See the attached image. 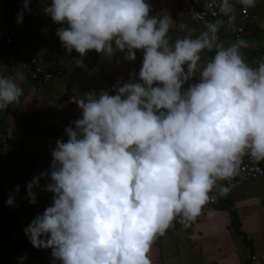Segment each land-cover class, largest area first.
I'll return each instance as SVG.
<instances>
[{
  "label": "clouds",
  "instance_id": "clouds-1",
  "mask_svg": "<svg viewBox=\"0 0 264 264\" xmlns=\"http://www.w3.org/2000/svg\"><path fill=\"white\" fill-rule=\"evenodd\" d=\"M31 3L23 0L17 23ZM41 3L60 25L66 53L81 57L78 67L90 51L135 61L141 50L143 59L135 79L99 93L72 90L67 102L80 116L65 128L67 139L55 141L50 167L26 184L30 204L36 189L51 193V203L23 231L34 248L51 250L52 264H153V243L174 222L190 226L227 195L222 182L238 175L245 157L264 161V57L250 64L246 40L218 42L220 28L235 19L232 0L218 3L226 20L174 42L173 17L152 15L149 0ZM238 3L247 12L256 0ZM23 95L14 79L0 76V111ZM19 192L17 185L9 193V206Z\"/></svg>",
  "mask_w": 264,
  "mask_h": 264
},
{
  "label": "crops",
  "instance_id": "crops-1",
  "mask_svg": "<svg viewBox=\"0 0 264 264\" xmlns=\"http://www.w3.org/2000/svg\"><path fill=\"white\" fill-rule=\"evenodd\" d=\"M15 1L0 0V76L14 79L24 92L18 105H10L8 109L0 111V126L10 128L14 133V138L9 142L16 140L24 132H29L31 136L41 133L42 128L50 124L68 127L71 121L79 118L77 106L68 103V100H60V94H73V89H78L81 93L92 90L87 87L82 90L79 86L81 83L88 85L89 68L102 70L108 76L109 89L129 80L123 53L117 52L115 58L109 61L102 58L101 54L90 51L83 58L86 67H78L81 57L75 51L71 55L66 53L56 35L60 25L43 14L42 4L30 6L31 13L25 11L23 23L20 24L17 23V15L24 10V6L17 7ZM149 2L152 5V15L169 14L173 17L175 23L169 34L173 42L178 39L177 35L172 34L174 32L182 33L181 38L189 35L194 38L206 30L205 23L198 25L189 17L182 20L178 17L180 7L187 0ZM260 2L256 0L259 5ZM233 15L239 21V13L236 11ZM180 21L184 23L183 29H180ZM7 35L11 36L9 44L3 42ZM91 55L100 68L89 64ZM32 56L46 68H59L61 75L45 83L30 81L19 63ZM137 60L141 62L138 51L135 61ZM114 62L119 66L118 70L114 68ZM8 143L0 147L2 159L8 158V152L13 148L8 149ZM21 151L28 155L24 146H21ZM34 151V161L37 162L41 160L43 152L39 141L34 145ZM11 173L12 178L16 176L13 170ZM7 196L8 194H0L5 199ZM228 197L238 216V230L231 226L230 214L218 200L215 206L204 209L190 226L177 227L174 224L166 233L170 235V244L166 243L164 236L159 237L150 252L153 264H264V176L243 182L233 188ZM0 209V212L6 213L10 208L7 203L0 202ZM209 209L212 210L211 215L208 214Z\"/></svg>",
  "mask_w": 264,
  "mask_h": 264
},
{
  "label": "rangeland",
  "instance_id": "rangeland-1",
  "mask_svg": "<svg viewBox=\"0 0 264 264\" xmlns=\"http://www.w3.org/2000/svg\"><path fill=\"white\" fill-rule=\"evenodd\" d=\"M260 2V33L259 35H251L249 32L243 37V40L248 42V47L242 49V54L247 62L254 64V62L260 58L264 57V0H259ZM198 25L201 22L194 20ZM239 21L234 19L233 24L229 27L227 24L222 26L219 31V43L227 47L232 44V34L235 28L238 26ZM35 27V25H34ZM177 35V38L183 36L182 33H172ZM138 51V57L141 62L137 61H126L128 68L126 72L129 74V80L135 79L138 75L139 69L141 67L143 53L141 50ZM124 55V54H123ZM202 61L209 59L206 55L202 54ZM90 56V60L92 59ZM102 62V61H98ZM111 68V67H110ZM114 68L119 69V66L114 62ZM114 69V70H115ZM109 70V69H108ZM111 70V69H110ZM90 80L88 85L84 86L81 83L79 86L81 89H92L99 92L100 90H108L110 85L107 78L102 74V70L95 68H89ZM111 72V71H110ZM31 134L29 132H24L16 137V140L9 142L8 147L9 155L8 158H3L0 156L2 165L0 169V194H8L5 198L0 197V202L2 204L7 203V198L9 193L12 192L17 185L20 186V192L16 195V206L11 207L5 213L0 212V264H21L20 257L26 256L27 258L23 261V264H52L51 250L36 249L32 246L27 236L25 235L23 229L44 209L49 206L52 199V194L42 191L41 189H36L38 192L37 203L30 204L25 198L26 184L29 182L33 176L38 175L42 171L47 170L51 164V149L54 148L55 144L46 138L42 133H34V135L29 138ZM39 141L42 144L43 152L41 160L37 162L34 161L35 151L34 145ZM21 146H24L26 152L21 151ZM15 152V153H14ZM14 171L15 175L11 171ZM12 174V175H11ZM11 175V176H10ZM45 181H41L44 184ZM12 188H8V186ZM1 210V209H0ZM178 227V226H177ZM182 227V226H181ZM167 233V232H166ZM167 244H170V235L165 234L163 237Z\"/></svg>",
  "mask_w": 264,
  "mask_h": 264
},
{
  "label": "built area",
  "instance_id": "built-area-1",
  "mask_svg": "<svg viewBox=\"0 0 264 264\" xmlns=\"http://www.w3.org/2000/svg\"><path fill=\"white\" fill-rule=\"evenodd\" d=\"M218 3L219 0H187V2L180 7L178 17L181 20L189 17L201 23L215 21L218 18H223L226 20L225 17L219 14ZM40 4H42L41 0H32L30 6H36ZM233 4L234 12L237 11L239 13V25L235 28L232 34V43H234L238 38L243 39L248 26H257L260 20V15L259 13L255 12L254 7L249 8L247 12H245L238 2L233 1ZM15 5L17 7L24 6L23 0H16ZM179 26L180 29H183L184 23L180 21ZM3 42L5 44H9L11 42V36L7 35ZM19 66L27 73L30 81L34 83H45L50 81L53 77L61 75V70L59 68H46L42 66L38 62V59L33 56L22 59L19 63ZM71 95V93H61L60 100H68L69 96ZM13 138L14 133L10 128L0 126V147L6 145ZM262 176H264V165H261L260 163L245 157L238 175H236L230 182H227L226 184H228L232 190L233 188L240 186L245 181L258 179ZM210 195H216L215 191L210 193ZM211 205L212 203L206 205L205 209ZM174 223L177 226L184 227L178 220Z\"/></svg>",
  "mask_w": 264,
  "mask_h": 264
},
{
  "label": "trees",
  "instance_id": "trees-1",
  "mask_svg": "<svg viewBox=\"0 0 264 264\" xmlns=\"http://www.w3.org/2000/svg\"><path fill=\"white\" fill-rule=\"evenodd\" d=\"M233 1L234 0H232V2ZM254 10H255V12L259 13V15H260V7H259V4H257V3L255 4ZM219 19H223V18H219ZM246 32H249L251 35H256L257 36L260 33V27L258 25L257 26L249 25ZM204 54L206 55V57L211 58L215 54V52H214V50L212 52L205 51ZM94 61H95L94 58H92L89 61V64L92 65V66H95L97 68H100L98 65H96V63ZM102 74L108 80V76L103 71H102ZM27 122H28V119H26V123H25L26 125H27ZM65 128L66 127H62V126H59V125H56V124H50V125H47L44 128H42L41 133L46 138H48L51 142H53L55 144V141L57 139H60V138H64L65 140L67 139L66 133L64 131ZM259 163L261 165H264V161H261ZM218 200L222 202V207L229 212L230 218H231V226L235 230H238V228H239L238 216H237L236 211H235V209H234V207H233V205H232V203H231V201H230V199L228 197V194L225 195V196L218 197L216 199V201L214 203H212V205L215 206L216 205V202Z\"/></svg>",
  "mask_w": 264,
  "mask_h": 264
}]
</instances>
